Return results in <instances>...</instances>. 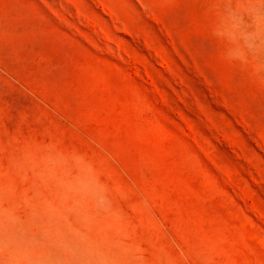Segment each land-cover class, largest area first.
Wrapping results in <instances>:
<instances>
[{
    "label": "rangeland",
    "instance_id": "obj_1",
    "mask_svg": "<svg viewBox=\"0 0 264 264\" xmlns=\"http://www.w3.org/2000/svg\"><path fill=\"white\" fill-rule=\"evenodd\" d=\"M0 264H264V0H0Z\"/></svg>",
    "mask_w": 264,
    "mask_h": 264
}]
</instances>
